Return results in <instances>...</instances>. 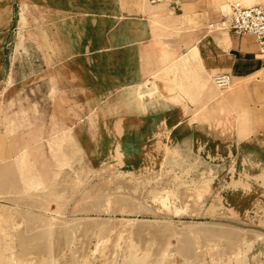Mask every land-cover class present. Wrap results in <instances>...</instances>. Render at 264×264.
I'll return each instance as SVG.
<instances>
[{
  "label": "crops",
  "instance_id": "crops-1",
  "mask_svg": "<svg viewBox=\"0 0 264 264\" xmlns=\"http://www.w3.org/2000/svg\"><path fill=\"white\" fill-rule=\"evenodd\" d=\"M217 1L0 0V82L8 76L6 43L25 27L34 46L29 55L42 59L28 72V114L15 108L0 120L27 121L28 144L50 154L47 167L54 170H96L112 163L128 172L208 170L213 155L222 169L233 154L264 164L259 140L251 135L240 142L241 152L232 151L233 143L211 123L213 71L226 70L229 60L237 72L264 67L256 55L229 50L226 39L208 34L210 20L226 9ZM36 26L42 37L32 33ZM14 75L12 88L20 89L21 73L17 80ZM223 179L219 184L225 187L229 181ZM223 187L220 197H229L235 215H246L257 198ZM144 227L130 231L145 233Z\"/></svg>",
  "mask_w": 264,
  "mask_h": 264
},
{
  "label": "rangeland",
  "instance_id": "rangeland-1",
  "mask_svg": "<svg viewBox=\"0 0 264 264\" xmlns=\"http://www.w3.org/2000/svg\"><path fill=\"white\" fill-rule=\"evenodd\" d=\"M234 1L239 0L217 1V6L224 5L226 9H220L221 16L210 20L207 32L226 39L229 50H242L260 58L253 34L239 35L217 27L231 13L230 4ZM171 3L172 0H165L162 4ZM254 5L264 7V0L246 6ZM40 27L36 26L32 33L42 37ZM27 29L21 32L23 37L20 33L13 41L10 36L6 43L8 76L0 82V118L1 114L15 108H21L15 112L22 116L30 110L29 105H24L28 102V72L34 73V64L39 67L42 59L29 55L34 46L29 47ZM212 44L214 48V42ZM41 49L37 42L35 53L40 54ZM230 65L229 60L226 70L213 71L211 106L215 119L212 126L221 130L222 139H227L230 146L233 143L232 151L240 149L241 152L245 145L240 142L249 140L251 135L253 140H259L258 146L264 151V67L259 66L253 72H237ZM18 70L24 86L15 89L12 77L13 73L14 78L17 76ZM217 74L229 75V85L219 86L214 77ZM39 91L42 94V90ZM3 117L5 119L0 120V129L3 125V136L0 135V264H264V164L256 158L251 156L242 161L233 154L227 160V167L220 169L213 155L212 167L208 170L181 166L128 172L116 163L96 170H54L47 167L51 155L35 152L34 145L28 144L27 121H13L10 125L6 116ZM221 176L223 182L229 181L225 187L219 184ZM222 187L224 190L239 187L257 199L246 215H235L229 197H220ZM201 192L206 194L203 196ZM122 197L134 200L135 205L141 204L142 211H124L126 207L122 206L127 205L120 203ZM96 201L106 206V211L96 212ZM83 216L98 217L97 228L87 230L84 221L79 220L77 224L82 227L74 230V226L73 231L59 227L64 220ZM138 219L146 223L160 220L161 226L168 221L169 230L168 226L155 225L154 229L160 227V230L157 232L151 227L154 232L151 230L146 235L123 232L128 223L141 226L136 225ZM47 221L53 228L46 226ZM113 222L115 226L110 228L108 225ZM190 222L226 223L244 232H238L241 238H232L216 233L187 236L173 231L174 225L182 228ZM51 229L56 232L59 229L63 234L58 231L61 236L57 235ZM250 232L255 233L254 236ZM54 234L57 239H54L56 235L51 237Z\"/></svg>",
  "mask_w": 264,
  "mask_h": 264
},
{
  "label": "bare ground",
  "instance_id": "bare-ground-1",
  "mask_svg": "<svg viewBox=\"0 0 264 264\" xmlns=\"http://www.w3.org/2000/svg\"><path fill=\"white\" fill-rule=\"evenodd\" d=\"M218 76H220V75H217V76H214L215 77V81L219 78ZM230 76L228 75H226V81H227V84H226V86H228L229 85V83H230V78H229ZM217 82V81H216ZM219 86H220V84L219 83H217ZM205 188V187H204ZM198 189H200V187L198 188ZM203 189V188H202ZM208 189H209V187H208ZM207 189V190H208ZM200 191H202V190H200ZM203 191H206L205 189L203 190ZM207 192V191H206ZM195 193V192H194ZM201 194H202V192H201ZM206 194V193H205ZM204 194V195H205ZM203 195V194H202ZM203 195V196H204ZM118 196V195H117ZM120 196V195H119ZM191 196H192V194H191ZM202 196V197H203ZM128 197V196H127ZM183 197V196H182ZM91 198V197H90ZM184 198V197H183ZM198 198H199V195H198ZM80 199V198H79ZM161 199V198H160ZM131 200V199H130ZM128 201V199H126L125 197H122L121 199H120V203H123L124 205H127V206H122L123 208L124 207H126V208H124V211H132V210H137V211H142L141 209L142 208H140V207H142V205L140 206L138 203L135 205L134 203H136V202H134L133 203V201ZM162 200H164V199H162ZM188 201V200H187ZM193 201V200H192ZM98 201H96L95 203H97ZM100 202V201H99ZM99 202H98V205H97V208L95 209V206L93 207L95 210H96V212H101V211H106V206H103L102 204H99ZM109 202H110V200H109ZM140 202V201H139ZM164 202V201H163ZM191 202V201H190ZM119 204V203H118ZM122 204V205H123ZM108 205V204H107ZM110 206V205H109ZM108 206V207H109ZM40 207V206H39ZM93 208H91V210H93ZM123 208H121L122 210H123ZM182 209V208H181ZM90 210V211H91ZM178 210V209H177ZM112 211V210H111ZM127 211V212H128ZM181 211V210H180ZM185 211V210H184ZM183 211V212H184ZM94 212V211H93ZM188 212V211H187ZM176 213H177V211H176ZM15 214V213H14ZM180 214V213H179ZM33 215V214H32ZM37 217V216H36ZM30 218V217H29ZM20 219V218H19ZM32 219H34L35 220V218H32ZM98 219V217H92V216H83V217H72V218H70V219H68V220H64V223H62V220H61V223L63 224H61L60 222H59V224H61L60 226L59 225H57V227L59 226V227H61V226H63V227H65L67 230H68V232H69V230H72V228L74 227V226H76V227H74V230H75V228L77 229V227L79 226L78 224H77V222H82V221H84V225H85V229H91V230H93V229H96L97 228V225L98 224H96V223H98V221H96ZM104 219H106V218H104ZM103 219V220H104ZM114 219V218H113ZM137 219V218H136ZM135 219V220H136ZM79 220V221H78ZM102 220V221H103ZM111 220H112V218H111ZM22 221V220H21ZM31 221H33V220H31ZM37 221V220H36ZM151 221V220H150ZM160 220H153V222H147L146 223V220H141V219H138V222H137V224L136 225H143V226H145L144 228L146 229V227H148V229H150V230H146L148 233H150V231L152 230L151 229V227L154 229L155 227V225H159V224H161L162 222L160 221V223H158L157 224V222H159ZM35 222V221H34ZM48 222V221H47ZM56 222V221H55ZM79 222V223H80ZM86 222H87V225H86ZM101 222V221H100ZM99 222V223H100ZM142 222V223H141ZM36 223V222H35ZM40 223V222H39ZM54 223V222H53ZM117 223V222H116ZM135 223V222H134ZM134 223H128V225L126 226V228L124 229L125 231H130V230H132V229H134V227H135V224ZM163 223H165V222H163ZM167 224H164V225H159V226H161V228L164 226H168V227H166V228H168V230H169V222L167 221L166 222ZM124 224H126V223H124ZM44 226H45V224H44ZM48 228H53V226H52V223L51 222H48L47 223V225H46ZM52 226V227H51ZM87 226V227H86ZM108 226H110V228L111 227H113V226H115V223L113 222L111 225H108ZM170 226H172L171 224H170ZM57 227L55 228V230L57 229ZM79 227H82V226H79ZM84 227V226H83ZM174 228H175V230L173 229V231H176L178 234L180 233V234H182V235H190V236H205L206 234H209V233H211V234H213V233H216V234H226V235H231L232 236V238H233V236H237L238 238L240 237V235L241 234H238V232H244L242 229H240L239 227H237V226H234V225H230V224H226V223H218V222H214V223H191L190 222V224H188V225H185V226H183L182 228H177V227H175V225L173 226ZM42 228V227H41ZM46 228V227H45ZM139 228V227H138ZM59 229H61V228H59ZM58 229V231H61V230H59ZM78 229H80V228H78ZM85 229H83V230H85ZM123 229V228H122ZM121 229V230H122ZM141 229V228H140ZM165 229V228H164ZM170 229H172L171 227H170ZM52 231V229L50 230V231H52L53 233H55L56 231ZM82 230V229H81ZM144 230V229H143ZM142 230V231H143ZM154 230H156L157 232H158V230H160V227L158 228V230H157V227H156V229H154ZM45 231H47V230H45ZM56 232V234L57 235H60L61 236V234L59 233V232ZM65 231V230H64ZM73 231V230H72ZM77 231V230H76ZM138 231V230H137ZM142 231H141V233H140V235L142 234ZM145 231V230H144ZM153 231V230H152ZM173 231H171L170 230V233L172 232L173 233ZM256 231V230H255ZM34 232V231H33ZM49 232V231H48ZM51 232V233H52ZM62 232V231H61ZM66 232V231H65ZM79 232V231H78ZM147 232H145V235H146V233ZM154 232V231H153ZM162 232H163V229H162ZM164 232H166V233H168L167 232V230L165 229V231ZM175 232V233H176ZM52 233V234H53ZM59 233V234H58ZM89 233H90V231H89ZM138 232H137V234H139ZM160 233V232H159ZM56 234H54V235H52L51 237L52 238H54L53 236H55ZM62 234H63V232H62ZM71 234V233H70ZM144 234V233H143ZM179 234V235H180ZM211 234H209V235H211ZM234 234H236V235H234ZM245 234V233H244ZM243 234V235H244ZM249 234H251V232L249 233ZM248 234V235H249ZM255 234V233H254ZM254 234H251V235H253L254 236ZM50 235V234H49ZM57 235L55 236L56 238H54V239H57ZM65 235V234H64ZM64 235H62V237L64 236ZM156 235V234H155ZM165 235V234H164ZM167 235V234H166ZM215 235V234H214ZM41 236V235H40ZM30 237V236H29ZM39 237V236H38ZM65 237V236H64ZM80 237V236H79ZM213 237V236H212ZM221 237H222V235H221ZM246 237V236H245ZM61 238V237H60ZM59 238V239H60ZM67 238V237H66ZM165 238V237H164ZM231 238V237H230ZM241 238V237H240ZM62 239V238H61ZM186 239V238H185ZM69 240V239H68ZM28 241V240H27ZM184 242V241H183ZM61 246V245H60ZM59 246V247H60ZM51 250V249H50ZM46 251V250H45ZM197 252V251H196Z\"/></svg>",
  "mask_w": 264,
  "mask_h": 264
},
{
  "label": "built area",
  "instance_id": "built-area-1",
  "mask_svg": "<svg viewBox=\"0 0 264 264\" xmlns=\"http://www.w3.org/2000/svg\"><path fill=\"white\" fill-rule=\"evenodd\" d=\"M165 0H149L150 3H161ZM218 28L236 34L251 33L256 38L258 56L264 63V7L261 5L246 6L239 1L231 4V13L218 23ZM216 80L220 86H226V75Z\"/></svg>",
  "mask_w": 264,
  "mask_h": 264
}]
</instances>
